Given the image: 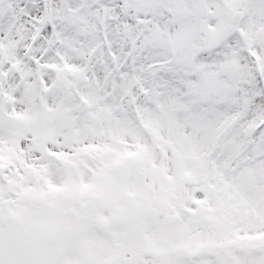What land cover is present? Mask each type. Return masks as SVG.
I'll use <instances>...</instances> for the list:
<instances>
[{"label": "snow or ice", "instance_id": "snow-or-ice-1", "mask_svg": "<svg viewBox=\"0 0 264 264\" xmlns=\"http://www.w3.org/2000/svg\"><path fill=\"white\" fill-rule=\"evenodd\" d=\"M0 264H264V0H0Z\"/></svg>", "mask_w": 264, "mask_h": 264}]
</instances>
